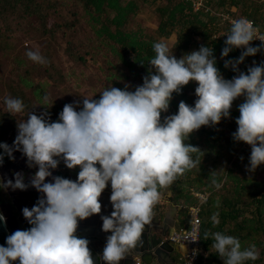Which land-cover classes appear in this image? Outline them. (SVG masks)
I'll return each mask as SVG.
<instances>
[{
	"label": "clouds",
	"instance_id": "9594fccd",
	"mask_svg": "<svg viewBox=\"0 0 264 264\" xmlns=\"http://www.w3.org/2000/svg\"><path fill=\"white\" fill-rule=\"evenodd\" d=\"M255 39L252 21L246 17L232 21L221 56L227 57L234 48L244 49L238 59L225 61V67L239 72L232 79L221 74L210 46L202 45L177 59L167 43L156 42V55L150 60L154 71L134 91L106 87L99 99L84 98L79 110L65 104L52 122L43 113L28 112L27 119L17 124L13 144L0 143V165L5 155L15 159L13 153L22 152L29 166L38 167L30 183L43 196L30 209H22L31 227L7 236L6 246L0 245V264L16 260L19 264H95L90 242L77 235V228L79 221L101 213L99 197L109 183L113 211L101 216L102 231L110 233L102 260L120 264L152 220L160 189L200 163L191 155L198 148L187 143L189 135L229 117L233 101L240 96L245 100L239 105L233 137L251 146V170L264 164V63L247 72L238 69L246 56L260 50L250 43ZM26 54L33 62L47 63L39 50ZM190 81L198 85L194 106L180 101L178 111L162 120L173 93L179 94ZM5 105L9 114L23 113L26 107L21 98L11 96ZM58 158L69 169L79 167L77 179L46 180L52 176L50 170L58 167ZM14 175V181L0 178V188L29 186L21 172ZM212 235V246L224 264H244L259 256L254 244L244 248L238 237L219 231Z\"/></svg>",
	"mask_w": 264,
	"mask_h": 264
},
{
	"label": "trees",
	"instance_id": "16d2710c",
	"mask_svg": "<svg viewBox=\"0 0 264 264\" xmlns=\"http://www.w3.org/2000/svg\"><path fill=\"white\" fill-rule=\"evenodd\" d=\"M77 1L82 6L83 15L88 18L87 25L94 34L92 42L96 43V50L113 59L112 62L106 58L109 68L113 70L106 79L117 88H128L131 91L143 83L144 77L148 76L150 71H154L150 60L156 55L153 45L160 39H167L175 34L173 51L179 55V58L191 53L192 48L198 50L202 45L212 47L217 68L225 79H232L239 72L234 71L231 66L225 67V61L238 59L244 49L234 48L227 57L221 56L226 36L232 27L229 21L246 17L253 22L260 33L264 34V5L259 0H202V7L198 11L194 10L191 0ZM157 2L160 4L155 8L158 22L154 34L131 29L132 17L137 14L140 6ZM62 5L52 0H0V49L4 41H7L6 47L8 46V38L13 31L7 21L8 18L44 19L49 12L57 17ZM218 7L224 10L218 14L212 11L217 10ZM71 16L75 17V14L72 13ZM58 28L70 31L73 29V24L61 23ZM250 43L260 50L253 56H246L238 65L239 71L247 72V69L254 64L264 63V47L256 45L253 41ZM70 44L68 41L66 48L68 52H71ZM10 49L11 47L8 50ZM91 50L92 47L87 54H90ZM76 59L79 62L81 60L80 57ZM13 62L18 71L17 80L11 82L4 78L6 75L0 63V78H3L0 82L2 80L7 82L6 89L12 91L11 97L23 100L26 106L24 116H27L28 112L37 115L43 113L50 122L58 120L62 109L55 100L49 101L47 87L56 86L62 76H55L45 70V78L52 82V86L47 83H34L31 79L34 71L28 68L19 55L14 56ZM197 86V82L190 81L183 86L179 94L173 93L169 109L161 114V119L176 113L180 101L194 106ZM243 102L244 100L240 104ZM239 115V107L237 110L230 109V116L222 118L218 124L202 126L191 133L187 143L198 148L191 155L200 163L179 175L171 185L160 189L161 195L170 192L169 201L174 205L182 204L190 208L199 205L195 193L199 192L207 196V201L200 205L197 264H224V260L212 246L214 243L212 234L217 231L238 237L244 248L253 244L256 246L259 252L258 258L249 259L244 264H264V164L256 168L258 173H261L260 179L239 177V171L244 165H250L251 155V151L236 154V148L245 144L233 137L238 127L236 119ZM0 124L10 129V125L2 119ZM224 130L229 131L228 136L224 135ZM58 159H60L59 166L61 165L64 170L68 169L63 159ZM223 160L231 163L229 168H221L220 164ZM79 170L77 166L73 168L72 174L70 171L68 173L75 177L78 176ZM107 188L111 193L110 183ZM206 193H209V196ZM187 214L188 217L185 216V219L178 217L177 230L189 227V211ZM216 220L219 222L217 223Z\"/></svg>",
	"mask_w": 264,
	"mask_h": 264
},
{
	"label": "rangeland",
	"instance_id": "374dc122",
	"mask_svg": "<svg viewBox=\"0 0 264 264\" xmlns=\"http://www.w3.org/2000/svg\"><path fill=\"white\" fill-rule=\"evenodd\" d=\"M52 1L63 4L62 10H60L61 12H59L57 17H55L52 12H49L44 19L27 17L13 20V17L8 18L7 21L11 24L13 31L8 38L9 47H6L7 41L1 43L0 63L4 75L8 76H4V78L9 81L11 80V82L17 80L18 71L15 69L16 67L13 62V58L16 55H19L26 62L31 71H34L31 74V79L34 83H47L49 86H52V82L45 78V70H48L49 73L55 76H62V79L56 86L47 87L48 99L50 102L55 100L61 109H63L65 104L72 103L77 110H79L83 106L84 98L99 99L101 92L106 87H115L111 84V81L106 79L108 75L113 73V70L109 68L106 62V58L112 62L113 59L111 56L106 57L103 55L102 51L96 50V43L92 42L94 34L90 31L89 25H87L88 18L83 15L82 6L77 0ZM197 1L198 0H196V2ZM259 1L264 5V0ZM159 4L158 2L156 4H142L137 14L132 17L130 28L141 30L145 34H154L158 22L155 8L159 6ZM194 10L198 11L199 6L196 5ZM222 10H224V8L218 7L217 10L213 9L212 11L218 14ZM72 13L75 14V17L71 16ZM61 23L64 25H70L72 23L73 29L69 31L64 28H58ZM68 41L71 43L70 49L72 53L66 51ZM89 42L90 44H88ZM159 42L167 43L170 51H173L176 36L173 34L167 39H160ZM10 47L11 49L8 50ZM91 47L93 50H91L90 54H87ZM30 49L34 51L39 50L40 53L47 58V63L40 64L29 59L26 53ZM192 51H195V48H192L191 52ZM173 55L179 59V55L174 51ZM76 57H80L82 61L80 60L79 62ZM6 84L7 82L5 80L0 82V120L2 119L9 124V130L13 131L14 135H17L18 122L22 119L26 120L27 116H24L23 113H8L5 100L10 96V92L12 91L6 89ZM243 100H245L244 96L235 99L231 109L237 110V107H239L240 102ZM223 133L228 136L229 131L224 130ZM236 151V154H240L242 151L250 152L251 148L246 149L245 144H243L237 147ZM220 165L221 168L227 169L230 167L231 163L227 160H223V163ZM65 170L66 172L70 171L72 174L73 169L68 168ZM221 171H223V169H221ZM238 175L240 178L244 177V179H248L249 177H258L260 179L261 177V173H258L257 169L251 170L249 164H245ZM70 176L72 180L77 179V175H75V177L72 175ZM197 194L201 193L198 192L194 195ZM206 194L209 196V193ZM102 195L110 197L111 193L110 191L108 192L107 187L101 196ZM169 197L170 192L161 195L160 200L154 205L153 215L161 214L160 216H164L165 213H168L174 218L175 223L178 217L185 219L190 207L183 206L182 204L180 206L174 205L169 201Z\"/></svg>",
	"mask_w": 264,
	"mask_h": 264
},
{
	"label": "flooded vegetation",
	"instance_id": "af4514ba",
	"mask_svg": "<svg viewBox=\"0 0 264 264\" xmlns=\"http://www.w3.org/2000/svg\"><path fill=\"white\" fill-rule=\"evenodd\" d=\"M15 137L16 135H14L13 131L9 130L8 127L2 126L0 124V143L6 142L8 145L11 146L13 144V141L15 140ZM2 151L3 149H0V152ZM13 155L15 159H9L8 156L5 155L3 164L0 165V178H3L5 180L12 179L14 181V174L16 172H21L24 176L25 183L29 186L25 190L0 188V212L4 214L6 220L3 221L7 222V230L11 233L18 229H28L31 227L27 219L23 216L22 209L24 207H28L30 209L43 196V194L38 192L35 187L31 186L30 183L31 178L38 170V167L29 166L27 162V157L24 156L20 151H15ZM50 171H52V176L46 178V180L48 181L52 180L54 176H62L71 179L70 174L64 171L59 166V164L56 169H52ZM156 216H158L161 220H163L164 218V216L160 215H153L152 218ZM98 222H102L101 213L93 214L92 216L79 221L77 235L86 237L87 239H93L92 232L94 231V224H98ZM168 229L169 231L173 230L172 233L175 232L176 224L173 229ZM165 240H169V236L166 237ZM89 244L95 246L96 243L95 241L90 240ZM171 259L174 260L176 264H182L178 254H171ZM169 264H172V262H170Z\"/></svg>",
	"mask_w": 264,
	"mask_h": 264
},
{
	"label": "water",
	"instance_id": "95a60500",
	"mask_svg": "<svg viewBox=\"0 0 264 264\" xmlns=\"http://www.w3.org/2000/svg\"><path fill=\"white\" fill-rule=\"evenodd\" d=\"M102 204V215H110L113 211L110 197L102 195L99 197ZM175 221L172 216L165 213L163 220L159 219L158 216L152 218V220L145 225L142 232L141 238L137 245L132 248L126 257L120 261V264H176L171 259V254H178V245L170 240H165L166 237L172 234L175 226ZM80 230V229H79ZM11 232L7 230V222L0 221V245L6 246V238ZM95 246L89 244V248L92 251L95 264H105L102 260V252L106 243V238L110 233L102 231V222L94 224V231L92 232ZM91 237V235H90ZM12 264H19V260L13 261Z\"/></svg>",
	"mask_w": 264,
	"mask_h": 264
},
{
	"label": "built area",
	"instance_id": "2783aa9c",
	"mask_svg": "<svg viewBox=\"0 0 264 264\" xmlns=\"http://www.w3.org/2000/svg\"><path fill=\"white\" fill-rule=\"evenodd\" d=\"M193 2V6L196 5L202 7V0H198L197 2L191 0ZM232 21L229 23L232 25ZM255 28V27H254ZM256 29V37L258 39L253 40L256 45L264 47V34L260 33L257 28ZM245 148H251L250 145L245 143ZM196 197L199 199V205L190 208L189 210V227L187 229H180L173 232L169 236V240L178 245V248H182L178 255L182 264H197L198 260V251H199V241H200V205L207 201V196L203 194H197ZM137 264H139V260H137Z\"/></svg>",
	"mask_w": 264,
	"mask_h": 264
},
{
	"label": "crops",
	"instance_id": "0c3cea01",
	"mask_svg": "<svg viewBox=\"0 0 264 264\" xmlns=\"http://www.w3.org/2000/svg\"><path fill=\"white\" fill-rule=\"evenodd\" d=\"M179 250H183V249L179 247Z\"/></svg>",
	"mask_w": 264,
	"mask_h": 264
}]
</instances>
